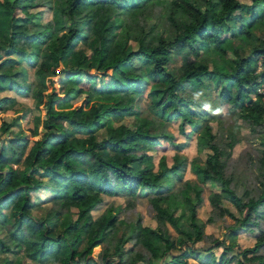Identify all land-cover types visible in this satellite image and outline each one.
<instances>
[{
	"label": "trees",
	"instance_id": "1",
	"mask_svg": "<svg viewBox=\"0 0 264 264\" xmlns=\"http://www.w3.org/2000/svg\"><path fill=\"white\" fill-rule=\"evenodd\" d=\"M33 4L35 0H0L4 23L0 91L11 87L17 95L32 96L38 110L32 126L25 128L29 133L13 131L30 109L22 113L15 109L7 120L2 115L18 101L0 96V133L9 134L0 135V253L15 252L34 264H154L157 260L197 264L188 257L200 258L204 251L200 258L204 264H264V143L259 153L231 155L241 140L239 119L251 133L264 128V0H252L250 5L239 0H162L165 15L158 16L166 22L156 27L144 18L149 9L135 11L129 0H45L51 11L45 22L41 11L31 12ZM122 13L129 14L130 21ZM118 18L123 23L118 25ZM134 19L148 29L137 32ZM117 26L137 42V48L118 42ZM161 26L172 29V37L161 36ZM153 28L156 37L150 40L147 36ZM88 37L95 48L87 63L100 65V78L85 69L75 49ZM237 40L249 43L247 52ZM226 51L234 54L231 66L216 67L221 60L214 57L222 59ZM23 60L33 67L32 79L26 70L8 71L23 65ZM177 60L180 63L174 67ZM212 80L223 101L232 105L231 126L224 124L222 112L215 115L216 101L191 95L197 91L203 96ZM146 82L150 84L145 86ZM142 94L153 98L158 94L151 103L153 117L134 113L135 96ZM132 115L134 123L115 124ZM178 119L180 132L188 137L195 133L197 153L209 150L203 160L194 159L200 161L192 166L196 183L181 182L183 201L174 189L182 177L181 163L169 166L161 156L155 171L149 153L162 146L161 136L169 135L160 134L161 126ZM212 122L219 127L217 132ZM185 123L191 127L189 133ZM186 143H178L176 149ZM208 181L217 183L219 191L209 194L211 209L202 220L196 207L203 202L202 184ZM44 186L52 195L43 201L51 208L40 215L32 193ZM141 190L155 211V227L143 225L139 213L134 221L118 218L122 210L135 212L134 200ZM104 195L130 200L125 207L110 204L94 217L92 211ZM180 207L189 225L179 223ZM226 215L234 219L226 226L228 236L234 238L239 230L254 233L251 247L233 254L235 243L226 245L225 239L213 237L223 248L217 258L211 247L194 246L208 238L207 223ZM128 240L146 256L126 249ZM97 245L103 249L94 258Z\"/></svg>",
	"mask_w": 264,
	"mask_h": 264
},
{
	"label": "rangeland",
	"instance_id": "2",
	"mask_svg": "<svg viewBox=\"0 0 264 264\" xmlns=\"http://www.w3.org/2000/svg\"><path fill=\"white\" fill-rule=\"evenodd\" d=\"M56 1L61 2L62 0H56ZM239 1H241L242 3H244L246 5H250L252 2V0H239ZM129 3L133 5L131 7V9H137L135 11H139L138 9H149L148 10L149 12L144 16L145 20L148 22V25H153V27H156L158 24H160L162 22H166V20H164L165 18L163 19L161 17V16L165 15V10H166V7H163L161 5L162 0H146L143 4L141 3L140 0H129ZM29 9L31 10V12L41 11V13H42L41 19L43 22H45L51 18V11L46 6L45 0H35V4H33ZM158 14H162V15L158 16ZM123 15H124L126 21H130V19H129L130 15L129 14H123ZM116 21H117L118 25L120 23H123V21L120 18H118ZM134 22L137 25V27H135L137 32L140 33V31H146L148 29L147 27H143V26L140 27V22L138 21V19H136V20L134 19ZM3 26H4V23L1 21L0 27L2 28ZM124 30L125 29L123 27L120 29V27L117 26L116 31L118 33L116 32L117 33L116 38H117L118 42L123 46H126L127 44H129L134 49L137 48V42L134 41L133 39H130L129 37H127L124 33ZM172 32H173L172 29H170V31H169L164 26H161V30H160L161 36H163L165 38L172 37ZM155 34H156V32L153 28L152 32L148 33L147 38L150 40H154L156 37ZM257 35L258 34H255V37ZM87 40H88V42L85 44H83V42L78 41L75 44V49L80 51V59H83L85 61L83 64L85 69L87 71L95 72V74H97L98 77L100 78V74L102 72V70L99 67L100 65L99 66L98 65L92 66L91 62H90V64L87 63L88 61L91 60L92 55L94 53V48H95V44H94L93 39L91 37H88ZM237 43H238V45H240V47L242 49L245 50V52H247L246 50L248 48L249 43L246 45V43L242 42L241 40H237ZM226 52H227L226 55L225 56L223 55L222 59L218 58V55H216L214 57L218 61L221 60L220 62L216 63V67L221 68V66H222V69H227L228 67L231 66L232 58L234 57V54L231 53L230 51H226ZM0 57H2V56H0ZM1 63H2V61L0 60V73L3 70ZM176 63L177 64H175L176 66H174V67H177L179 65V63H180L179 60H177ZM210 63L213 64L212 62H210ZM22 64L23 65H21V66H15L12 71L11 70H8V71L13 72L15 70H20V69L26 70L29 77L32 79L33 78V76H32L33 75V67L30 64H28V62L26 63L24 60L22 61ZM220 64H221V66H220ZM63 66H65L64 68L67 69L69 66V63L65 62L63 64ZM22 67H24V68H22ZM107 80H110V79H107ZM149 84H150V82H146L145 86H147ZM210 84H211L210 88L204 92L203 96L201 93H199L197 91L192 92L191 95L195 99H199L201 97H204L206 100L210 99V101H216V103H217L216 106L218 108V112H215V115H219V114L221 115V112H222L224 124H229L231 126V124L233 122V118H234V114L232 111V105L231 104L228 105L227 103H225L222 106L224 99L219 94L220 92L218 91V86L215 85L214 80H212L210 82ZM84 85L86 86V83ZM197 94H199V95H197ZM0 96H14V97H16V99L18 101L15 104V106H13L14 107L13 109L7 111L5 114L2 115L7 120H10L13 118L16 110L19 111L18 113H22L23 109H27V108L30 109L27 116L24 119H22L16 127L13 128V131H17L19 129H22V130L24 129L25 133H29V131L25 128H27V127L30 128L32 126L34 116L38 114V110L34 106L35 99L29 95H17L11 87H8L7 90L5 89V90L0 91ZM155 98L156 99L158 98V94H156V97H154V98L149 96L148 94L136 95L135 96V103H134V105H135V109H134L135 112L134 113L137 116H141V117H153L152 116L153 113L151 110V103L153 100L154 101L156 100ZM99 99L105 100V97H103V95H100ZM107 99H109V100L106 102V104H110L113 102L112 100H110L109 97ZM220 106L222 107V109ZM195 107H198V106H195ZM219 108H220V110H219ZM135 121H136V117L134 115H132L129 117H125L118 122H115V124H119V123L132 124ZM180 121H181V119L172 121V123L166 122L161 126L160 134L169 133V135H171V136L173 135L174 138H173V140H170L169 139L170 136L168 134H166V136H165L166 138L164 136H161L159 138V141L162 143V146H159V148H157L155 150H149V153L154 156V167H153V169L155 171L158 169L157 163H158L159 158L161 156H165V160L169 164V166L173 165L174 162L179 161L181 163L182 170H183L182 177L179 181L175 182V184H174L175 188L174 189H177V194H178L177 198L180 201H183L184 193L182 192L183 190H182L181 182H183L184 180H190V181L196 183V179H195L196 176L192 172V166L195 163H198L200 161L198 159H196V160H194V159H195V157L199 156L200 159L203 160L205 158V153L209 152V150L206 149L205 151H202L201 153H197L195 133H193V135L188 137V135H186L185 133L180 132L177 128ZM238 123H240L239 128H240V133H241V135H240L241 140L236 146L233 147V149L231 151L232 157L237 158L240 154L242 155V154H245L247 152H251L253 154L259 153L261 151V149H263L264 128H263V131L260 133H251L249 128L241 123L240 119L238 120ZM211 124L213 125L212 126L213 131L217 132L218 128H219L217 126V123L212 122ZM184 128L186 131H188V133L190 132L191 127L187 123L184 124ZM97 132H99L98 136H101L103 133V130H99ZM0 135L2 137L9 136V134H7V133L6 134L0 133ZM77 135L80 136V134H77ZM185 141H187L185 147H183L180 150H177L176 145L178 143H183ZM256 171L258 172V170H256ZM254 174L256 175V172H254ZM251 177H252V179H254L255 176L251 175ZM202 185H203V194H202L203 202L199 203L197 205L196 214L202 220H205L207 218L209 212H210V209H211V206L209 205V202H208V196L211 193V191H215V190L219 191V185L215 182H208L207 184H202ZM186 190L190 191V192L192 191L191 187L187 186V185H186ZM144 193H145V191L141 190L139 195L136 197V200H134V203H135L134 211L135 212L129 211L128 209L122 210L121 212H119L118 218H123L126 216L127 220L133 219V221H134L135 218L137 216H139V215H137L139 213L142 217V224L143 225L155 227L157 225L155 211L151 206L149 198H147V196ZM193 194H194V192L192 191L190 193V195L193 196ZM51 195L52 194L50 193L49 188L46 186H44L40 190H37V191L32 193V198L37 203L36 205H38L36 210L40 215L46 214L48 209L51 208L50 202L43 201L44 199L50 197ZM128 200H130V199L124 195L120 196V197L119 196H106V195H104L102 198V202L99 205H97L95 207V209H93L92 214L94 217L98 216L110 204H112L113 206L125 207V205L128 203ZM224 203H225V205L230 207L231 211L235 212L236 216L242 217L243 214H240L239 212H237L235 210V208L230 203H228L227 201H225ZM183 210L184 209L180 207V209H179L180 216L179 217L182 216ZM124 211H126V212H124ZM179 211L175 212V214H178ZM179 223H184L186 225H189L190 221L186 217H181L179 219ZM232 223H234V219H232L228 215H226L223 218L218 217L214 223H207L204 230H205V233L209 234L208 238L206 237L203 241L196 243L194 246L202 247L204 250L208 247H211V249L214 251V255L217 256V258L222 253L223 248H222V246L216 245V242H214L212 240L213 237L220 239V240L225 239L226 245H230L231 243H235V246L232 249L233 254L240 252L243 248L251 247L255 242V234L249 233L248 231L239 230L237 232L238 234H236L234 236V238L232 236H228L230 230L226 226H228ZM125 226L126 225H124V227ZM262 226L264 227V218L262 219ZM169 230L171 231V233L174 234V231L172 228H169ZM191 244H192V242L190 243V245ZM124 247L126 249H129V250L130 249L138 250V253L142 255L141 257L146 256V251H144L139 246H134L133 242H131L129 240L124 243ZM101 249H103V245L102 246L97 245V247H95L93 249L92 257L95 258L99 254ZM262 251H264V249ZM174 253H178V251H174ZM205 253L206 252L203 251V255H205ZM203 255L200 258H202ZM12 257H14V255H12ZM110 258L112 260V257H110ZM166 258H168V257H166ZM200 258L195 257V256H190V257H188V261L191 263L204 264ZM44 261H46V260H44ZM114 261L116 263V260H114ZM45 264H59V263L46 261ZM138 264H144V263L139 262ZM154 264H163V262L160 260H157L154 262Z\"/></svg>",
	"mask_w": 264,
	"mask_h": 264
},
{
	"label": "crops",
	"instance_id": "3",
	"mask_svg": "<svg viewBox=\"0 0 264 264\" xmlns=\"http://www.w3.org/2000/svg\"><path fill=\"white\" fill-rule=\"evenodd\" d=\"M225 103H227L228 105L230 104V103H228V102H226V101H224L223 103H222V106H223V104H225ZM221 109H222V107H221ZM239 143V142H238ZM237 143V144H238ZM236 144V145H237ZM235 145V146H236ZM208 182H212V181H208ZM207 182V183H208ZM207 183H205V184H207ZM216 191V190H215ZM209 202V201H208ZM229 207V206H228ZM230 208V207H229ZM231 210V209H230ZM12 255H14V257H12ZM9 260V262H7V263H5V264H19V262L18 261H20L22 264H34L28 257H22V258H20L19 257V255L17 254V253H15V252H8V253H0V264H3L4 263V261L5 260ZM48 262H50V261H48Z\"/></svg>",
	"mask_w": 264,
	"mask_h": 264
},
{
	"label": "clouds",
	"instance_id": "4",
	"mask_svg": "<svg viewBox=\"0 0 264 264\" xmlns=\"http://www.w3.org/2000/svg\"><path fill=\"white\" fill-rule=\"evenodd\" d=\"M197 95H199V94H197ZM205 107H208V105H205Z\"/></svg>",
	"mask_w": 264,
	"mask_h": 264
}]
</instances>
